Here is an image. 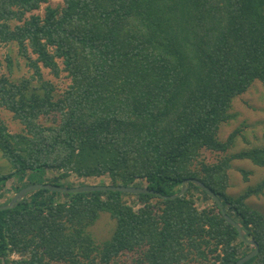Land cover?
Listing matches in <instances>:
<instances>
[{"label":"trees","instance_id":"16d2710c","mask_svg":"<svg viewBox=\"0 0 264 264\" xmlns=\"http://www.w3.org/2000/svg\"><path fill=\"white\" fill-rule=\"evenodd\" d=\"M47 2L0 0V43L16 40L33 69L16 83L4 72L12 58H0V104L24 125L13 133L0 118V153L12 166L0 174V200L15 176L28 181L16 190L81 185L63 182L72 173L112 185L141 183L162 195L196 178L259 243L244 264H264V215L247 204L264 183L240 196L226 192L232 161L264 167V147L228 154L241 129L220 137L234 99L255 80L264 83V0H64L46 6L44 17L31 14ZM41 64L54 76L68 72L63 97L54 99ZM33 79L43 93H28ZM50 115L58 117L52 125L40 121ZM206 150L224 155L206 161ZM48 169L58 176L46 180ZM193 189L212 204L200 208ZM127 194L29 192L0 210V264H121L131 252L136 264H234L254 248L246 249L195 183L173 199L132 194L137 209ZM104 212L116 225L98 242L90 228Z\"/></svg>","mask_w":264,"mask_h":264},{"label":"rangeland","instance_id":"374dc122","mask_svg":"<svg viewBox=\"0 0 264 264\" xmlns=\"http://www.w3.org/2000/svg\"><path fill=\"white\" fill-rule=\"evenodd\" d=\"M64 0H48L47 3H43L40 8L35 9L31 14H37L44 17L46 6H52L55 8L63 6ZM16 24V21H12V26ZM28 54L34 59L36 54L32 53L31 48L28 49ZM6 57H11L13 60V66L11 72L8 71L6 65H4V72L9 75L11 81L19 83L24 78H28L33 75V69L29 65V59L27 55L22 54L20 46L16 40L7 44L0 43V58L3 59L6 64ZM60 67H63L61 59H57ZM44 79L52 81L55 89L53 91L54 99H58L64 96L65 90L71 84V80L68 76V72L63 70L59 76L44 67L41 64ZM36 88V90H35ZM33 90L38 93H43V90L39 87V83L36 80H32L29 85L28 93H32ZM230 113L234 114L230 120L224 122L221 125L220 137L222 140H226L228 135L234 130L241 129V134L237 137L235 145L228 151V154H235L245 149H251L255 147H264V83L260 80H255L248 90L237 96L232 104ZM0 118L2 122L7 126L10 132H21L24 130V125L19 119L14 117V113L8 110L6 107L0 104ZM58 119L56 115H50L48 117H41L40 121L45 125H52L54 120ZM203 158L206 161H217L220 156L224 155V152L217 153L211 150L203 151ZM227 154V153H226ZM229 169L228 185L226 192L229 195L240 196L244 194L250 187H257L259 184L264 183V167L258 166L250 159H234ZM12 170L11 164L2 157L0 153V174L9 173ZM46 180H50L55 176H58V172L48 169ZM54 179V178H53ZM28 181L21 179V181L15 176V178L9 179L7 186L5 187L4 197L0 200V205L3 203H9L15 193L16 185H25ZM70 184H109V178H78L74 174H70L69 178L63 181ZM138 185L143 186L141 183ZM197 204L200 208L207 205H211L212 202L207 195L193 189ZM125 201L132 205L135 209L139 208L141 203L131 193L124 196ZM247 204L264 215V191L258 195H253L247 199ZM116 222L106 212L102 213L97 222L90 228L95 239L98 242L109 239L115 229ZM246 249L251 250L252 244L246 243ZM14 254L12 257H16ZM137 255L135 253H127L121 256V264H136L135 260Z\"/></svg>","mask_w":264,"mask_h":264},{"label":"water","instance_id":"95a60500","mask_svg":"<svg viewBox=\"0 0 264 264\" xmlns=\"http://www.w3.org/2000/svg\"><path fill=\"white\" fill-rule=\"evenodd\" d=\"M191 183H195L196 185H198L215 200V202L220 208L222 215L229 223H231L234 227H236V229L239 232L240 238L243 241H245V243L254 245L253 250H251L246 255L240 257L234 264H244L245 262L249 261L251 258L256 256L260 251L259 243L255 239L248 238L245 236L244 230L242 229L240 223L226 212L220 197L208 185H206L204 182L196 178H188L184 180L181 186V190L172 195H162L154 189H149L146 186H140V185L123 186V185H112V184H81L78 186L69 187V186H62L53 183H48V182L31 183L20 188L12 197L9 203L0 205V210L16 207L18 202H20L29 192L37 189H48L51 191H56L61 193H78V192H86V191H108V190L121 191L131 194L154 193L161 195L164 199H173L182 196L188 190Z\"/></svg>","mask_w":264,"mask_h":264}]
</instances>
